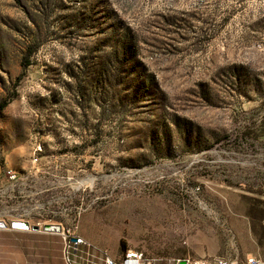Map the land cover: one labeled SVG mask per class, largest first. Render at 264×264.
<instances>
[{
    "label": "rangeland",
    "instance_id": "obj_1",
    "mask_svg": "<svg viewBox=\"0 0 264 264\" xmlns=\"http://www.w3.org/2000/svg\"><path fill=\"white\" fill-rule=\"evenodd\" d=\"M257 200L264 0H0V264H63L76 218L117 259L245 264Z\"/></svg>",
    "mask_w": 264,
    "mask_h": 264
},
{
    "label": "built area",
    "instance_id": "obj_2",
    "mask_svg": "<svg viewBox=\"0 0 264 264\" xmlns=\"http://www.w3.org/2000/svg\"><path fill=\"white\" fill-rule=\"evenodd\" d=\"M38 159H36L37 161ZM13 178L16 174L12 175ZM29 222V228L14 227L13 222ZM14 229L31 230L34 224L29 220L17 219L11 222ZM42 228L41 224L39 225ZM0 228H9V224L0 220ZM39 229V230H40ZM44 229L48 232L57 233L62 236L63 264H156L153 258L136 248H128L124 251L122 259H117L111 252L94 241L86 238L80 233V223L76 220L71 225L62 221L46 224ZM34 230V229H33ZM214 264H242L238 260L217 259ZM245 264H264V255L249 256Z\"/></svg>",
    "mask_w": 264,
    "mask_h": 264
},
{
    "label": "water",
    "instance_id": "obj_3",
    "mask_svg": "<svg viewBox=\"0 0 264 264\" xmlns=\"http://www.w3.org/2000/svg\"><path fill=\"white\" fill-rule=\"evenodd\" d=\"M13 225L14 227H22V228H29L30 227V224L29 222H20V221H14L13 222ZM33 229L34 230H39L40 227L39 225H34L33 226ZM189 263V260L188 259H181L178 264H188Z\"/></svg>",
    "mask_w": 264,
    "mask_h": 264
},
{
    "label": "trees",
    "instance_id": "obj_4",
    "mask_svg": "<svg viewBox=\"0 0 264 264\" xmlns=\"http://www.w3.org/2000/svg\"><path fill=\"white\" fill-rule=\"evenodd\" d=\"M257 202H264V201H259V200H257ZM256 202L255 203H253L252 205H251V208H250V210H249V216L251 217V219L253 220V226L255 227V224H254V221H255V219L257 218V215H256ZM259 220H261V221H263L264 220V211H263V216H262V218H260Z\"/></svg>",
    "mask_w": 264,
    "mask_h": 264
},
{
    "label": "crops",
    "instance_id": "obj_5",
    "mask_svg": "<svg viewBox=\"0 0 264 264\" xmlns=\"http://www.w3.org/2000/svg\"><path fill=\"white\" fill-rule=\"evenodd\" d=\"M189 264V263H188Z\"/></svg>",
    "mask_w": 264,
    "mask_h": 264
}]
</instances>
